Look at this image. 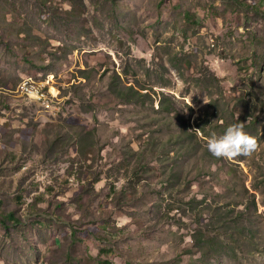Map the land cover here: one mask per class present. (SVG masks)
Here are the masks:
<instances>
[{"label": "rangeland", "instance_id": "rangeland-1", "mask_svg": "<svg viewBox=\"0 0 264 264\" xmlns=\"http://www.w3.org/2000/svg\"><path fill=\"white\" fill-rule=\"evenodd\" d=\"M0 264H264V0H0Z\"/></svg>", "mask_w": 264, "mask_h": 264}, {"label": "clouds", "instance_id": "clouds-1", "mask_svg": "<svg viewBox=\"0 0 264 264\" xmlns=\"http://www.w3.org/2000/svg\"><path fill=\"white\" fill-rule=\"evenodd\" d=\"M195 131L199 133L200 129ZM258 146V140L244 131V123L241 122L228 126L222 135L214 134L207 139V150L216 158L228 160L250 156Z\"/></svg>", "mask_w": 264, "mask_h": 264}, {"label": "trees", "instance_id": "trees-1", "mask_svg": "<svg viewBox=\"0 0 264 264\" xmlns=\"http://www.w3.org/2000/svg\"><path fill=\"white\" fill-rule=\"evenodd\" d=\"M31 82H34V81H31ZM35 83H38V82H35ZM127 90H130L131 91L130 95H133L134 92H135V94L137 93L133 87H130ZM137 95H140V94L137 93ZM211 103L213 105L214 102L212 101ZM162 109H163V104H162ZM194 135L191 134L190 137H194ZM187 140H188V135H186L184 137H178L177 145L181 144V146H182V147H179L178 148V154L180 155V157H184L185 156V154L182 151H188V149H189L188 147L185 148V150L183 148V146H185V143H186ZM86 154H88V152ZM201 154H202V158H203L202 160L205 162V164L208 162L211 165H214V163H216L218 165H222V162L221 161H223V159L222 158H216V157H214L208 150H205L204 152H201ZM191 155H193L195 158H198L199 157L196 153H193ZM198 160H200V159L198 158ZM218 170L221 171V169H218ZM209 175L210 176H214L215 175V173L212 171L211 168H209L206 172H204V176H209ZM96 180H98V178H96Z\"/></svg>", "mask_w": 264, "mask_h": 264}, {"label": "built area", "instance_id": "built-area-1", "mask_svg": "<svg viewBox=\"0 0 264 264\" xmlns=\"http://www.w3.org/2000/svg\"><path fill=\"white\" fill-rule=\"evenodd\" d=\"M30 84L28 82H22V88H26V96L29 100H35V101H45V106L48 104H52L54 101V94L49 89L48 84L49 83H38V85L41 88V91L43 92H49V100H36L35 95L30 94Z\"/></svg>", "mask_w": 264, "mask_h": 264}]
</instances>
